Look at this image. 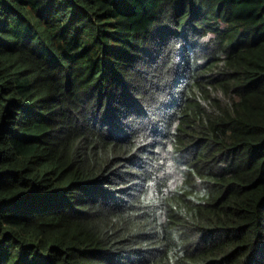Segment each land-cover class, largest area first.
I'll return each instance as SVG.
<instances>
[{"label": "trees", "instance_id": "trees-1", "mask_svg": "<svg viewBox=\"0 0 264 264\" xmlns=\"http://www.w3.org/2000/svg\"><path fill=\"white\" fill-rule=\"evenodd\" d=\"M0 264H264V0H0Z\"/></svg>", "mask_w": 264, "mask_h": 264}]
</instances>
